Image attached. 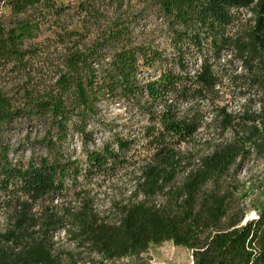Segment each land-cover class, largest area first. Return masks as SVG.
Masks as SVG:
<instances>
[{
    "label": "trees",
    "instance_id": "1",
    "mask_svg": "<svg viewBox=\"0 0 264 264\" xmlns=\"http://www.w3.org/2000/svg\"><path fill=\"white\" fill-rule=\"evenodd\" d=\"M148 18L158 30L136 33ZM102 102L133 107L141 139L88 149ZM23 125L43 153L14 156ZM251 153L264 0H0V264H113L162 241L192 264H264V202L243 222L227 178Z\"/></svg>",
    "mask_w": 264,
    "mask_h": 264
},
{
    "label": "rangeland",
    "instance_id": "2",
    "mask_svg": "<svg viewBox=\"0 0 264 264\" xmlns=\"http://www.w3.org/2000/svg\"><path fill=\"white\" fill-rule=\"evenodd\" d=\"M157 24V21L153 20V18H148L145 21L138 22L135 32L157 29ZM154 35L156 36L154 37L155 41L162 43V36L158 32ZM4 81L8 80L5 79ZM99 107V116L94 119L93 124L89 128L92 133L91 141L87 143L88 149L100 148L114 134L141 139L139 126L145 121L136 114L133 107L122 103L110 104L106 102H102ZM36 132V129L23 125L5 134V139L9 145L16 149L14 156L26 158L31 152L43 153V149L40 146H29L28 142ZM67 147L70 157L83 159L82 145L77 135L73 134L69 137ZM227 178L229 189L234 194L235 207L238 212L244 214L243 222L255 217L257 209L264 202V155L259 153L249 154L241 162L240 166L234 167L228 173ZM125 181L126 178L123 177L121 181L114 184L115 189L122 196H126L130 189L129 183H125ZM102 185L104 186L100 188L97 194L98 205L106 207V181ZM55 238L59 240V244H67L62 232L57 234ZM76 259L78 264H88L87 260L89 257L87 253H81L76 256ZM192 261L193 256L190 249L174 245L171 241H162L148 245L146 250L138 256L118 259L113 264H192Z\"/></svg>",
    "mask_w": 264,
    "mask_h": 264
}]
</instances>
